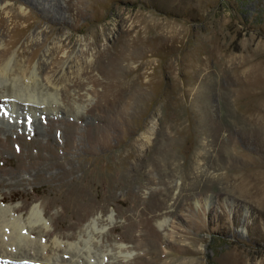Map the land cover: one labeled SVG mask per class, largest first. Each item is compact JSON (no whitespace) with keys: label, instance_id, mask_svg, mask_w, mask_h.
<instances>
[{"label":"rangeland","instance_id":"1","mask_svg":"<svg viewBox=\"0 0 264 264\" xmlns=\"http://www.w3.org/2000/svg\"><path fill=\"white\" fill-rule=\"evenodd\" d=\"M6 61L0 264H264V0H0Z\"/></svg>","mask_w":264,"mask_h":264},{"label":"bare ground","instance_id":"2","mask_svg":"<svg viewBox=\"0 0 264 264\" xmlns=\"http://www.w3.org/2000/svg\"><path fill=\"white\" fill-rule=\"evenodd\" d=\"M15 67V68H14ZM20 68H19V65L17 66V64L16 65H14V66H10L9 64H8V62L6 61V62H4L2 65H1V67H0V74H2V75H7V74H10V75H12V74H15V72H17L18 70H19ZM22 69V68H21ZM22 71V70H21ZM20 71V72H21ZM15 230V229H14ZM3 231V230H2ZM6 231V230H5ZM15 231H17L19 234H20V230H15ZM5 234V233H4ZM8 235H9V233H8ZM2 237H0L1 238V240H0V245L1 246H5V244L7 243V241H5L6 239V237H4V235L2 234L1 235ZM20 236H22L23 237V235H20ZM25 236V235H24ZM21 238V237H20ZM15 239V238H14ZM18 240V239H17ZM2 242V243H1ZM9 246V245H8ZM1 254V253H0ZM1 257H4V255H1ZM6 257V256H5Z\"/></svg>","mask_w":264,"mask_h":264},{"label":"snow or ice","instance_id":"3","mask_svg":"<svg viewBox=\"0 0 264 264\" xmlns=\"http://www.w3.org/2000/svg\"><path fill=\"white\" fill-rule=\"evenodd\" d=\"M30 122V121H29Z\"/></svg>","mask_w":264,"mask_h":264}]
</instances>
